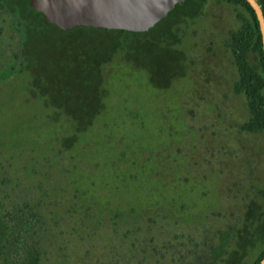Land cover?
<instances>
[{"label":"trees","instance_id":"16d2710c","mask_svg":"<svg viewBox=\"0 0 264 264\" xmlns=\"http://www.w3.org/2000/svg\"><path fill=\"white\" fill-rule=\"evenodd\" d=\"M220 1L245 11L236 9L241 25L225 40L238 72L233 92L245 96L249 112V119L237 128L243 134L264 135V46L260 25L246 0ZM257 2L264 14V0ZM205 4L206 0H185L148 32L135 33L90 27L62 31L46 24L43 14L30 6V0H0V81L24 79V93L35 113L39 111L37 117H23L20 153L10 155L6 146H0L5 164L14 160L22 177L33 181L39 178L26 188L22 178L12 177L10 169L14 165L0 162V264H90L73 250L74 240L81 234H87L88 240L100 238L109 247L115 239L127 245L122 255H98L99 264L183 261L174 253V242L168 236L176 230V217H181L176 215V203L181 202L185 191H180L179 182L164 178L167 172L160 163L161 153L152 155L156 159L149 168L150 157L138 160L146 147H135L133 138L112 133L117 122L109 119L104 131L100 129L111 95L104 73L116 54L132 50L142 40L178 44L179 25L198 17ZM164 22L169 23L167 31L151 37ZM84 44L87 48L90 44L103 45L106 55L96 57L86 51ZM75 51L80 53L77 59L72 57ZM59 54L64 58L55 72L53 63ZM63 65L70 69L65 70ZM73 74L83 78L79 86L72 83ZM37 118L42 131L30 136ZM97 123L99 130L95 132ZM258 193L263 206L251 202L244 230L224 232L218 244L211 246V260L206 264L262 262L264 187ZM251 228L254 233L249 239ZM173 237L180 239L175 233ZM232 237L237 248L229 252ZM256 247L257 255L246 260L248 249ZM187 256L194 257L193 252Z\"/></svg>","mask_w":264,"mask_h":264},{"label":"rangeland","instance_id":"374dc122","mask_svg":"<svg viewBox=\"0 0 264 264\" xmlns=\"http://www.w3.org/2000/svg\"><path fill=\"white\" fill-rule=\"evenodd\" d=\"M236 9L245 12L220 0H206L198 17L179 25L178 44L142 40L132 50L116 54L105 68L111 95L106 101V120L100 122V129L104 131L109 119L117 122L118 127L112 133L133 138L135 147H146L140 151L138 160L143 162L150 157L149 168L156 159L152 155L161 153L160 163L167 172L164 178L179 182L180 191H185L181 202L176 203V215L181 217H176V230L168 236L174 242V253L183 260L180 264L210 262V248L218 244L224 232L244 230L251 202L263 206L258 192L264 187V135L243 134L237 128L249 119V112L245 96L233 92L238 72L232 53L225 46L229 32L241 25ZM168 25L162 23L151 37L166 32ZM93 44L87 52L96 57L106 55L103 45ZM62 56L59 54L53 63L55 72ZM79 56L75 51L72 57ZM73 78L72 83L77 86L83 80L76 74ZM13 81H0V146H6L5 151L10 155L20 153L23 147V141L19 142L25 130L23 117L34 114L37 117L39 112L35 113L29 96L24 93L26 81ZM37 119L30 136L42 131ZM97 126L98 123L93 128L95 132L99 130ZM1 152L0 149V162L5 164ZM14 163L10 159L5 164L14 165L10 169L14 179L22 178L26 188L38 182L39 178L33 181L22 177L21 168ZM200 212L202 217L195 221ZM174 233L180 239H174ZM253 233L251 228L247 238H252ZM125 246L115 239L109 247L100 238L88 240L87 234H81L74 240L73 250L86 262L99 264L98 255L106 258L110 253L122 255ZM235 248L232 237L228 251ZM190 252L194 257L187 256ZM258 252L259 247L249 248L246 260Z\"/></svg>","mask_w":264,"mask_h":264},{"label":"water","instance_id":"95a60500","mask_svg":"<svg viewBox=\"0 0 264 264\" xmlns=\"http://www.w3.org/2000/svg\"><path fill=\"white\" fill-rule=\"evenodd\" d=\"M258 19L264 46V14L257 0H246ZM185 0H30L46 24L62 31L77 27L148 32ZM260 264H264V259Z\"/></svg>","mask_w":264,"mask_h":264},{"label":"flooded vegetation","instance_id":"af4514ba","mask_svg":"<svg viewBox=\"0 0 264 264\" xmlns=\"http://www.w3.org/2000/svg\"><path fill=\"white\" fill-rule=\"evenodd\" d=\"M183 4V3H182Z\"/></svg>","mask_w":264,"mask_h":264}]
</instances>
